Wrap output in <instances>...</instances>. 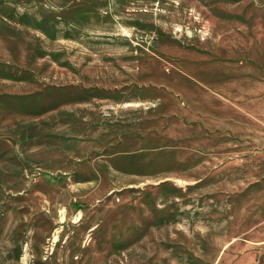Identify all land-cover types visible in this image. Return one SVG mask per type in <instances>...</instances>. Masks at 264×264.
<instances>
[{
  "label": "rangeland",
  "instance_id": "1",
  "mask_svg": "<svg viewBox=\"0 0 264 264\" xmlns=\"http://www.w3.org/2000/svg\"><path fill=\"white\" fill-rule=\"evenodd\" d=\"M0 264H264V0H0Z\"/></svg>",
  "mask_w": 264,
  "mask_h": 264
}]
</instances>
